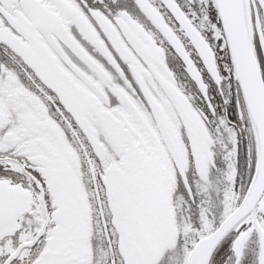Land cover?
Segmentation results:
<instances>
[{
  "label": "snow or ice",
  "instance_id": "1",
  "mask_svg": "<svg viewBox=\"0 0 264 264\" xmlns=\"http://www.w3.org/2000/svg\"><path fill=\"white\" fill-rule=\"evenodd\" d=\"M0 264H264V0H0Z\"/></svg>",
  "mask_w": 264,
  "mask_h": 264
}]
</instances>
